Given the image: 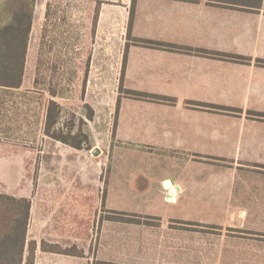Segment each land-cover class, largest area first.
<instances>
[{"label": "crops", "instance_id": "crops-1", "mask_svg": "<svg viewBox=\"0 0 264 264\" xmlns=\"http://www.w3.org/2000/svg\"><path fill=\"white\" fill-rule=\"evenodd\" d=\"M99 1L96 26L107 25L106 39L122 42L121 88L172 100L124 95L120 140L145 156L166 154L173 168L188 159L177 174L133 173L137 187L126 179L119 181L125 188L109 189V200L129 193L162 204L148 213L119 209L159 219L132 233L121 226L118 247L127 252L121 249L120 264H264V119L253 115H264V1L135 0L132 22L133 0ZM190 160L193 172L184 173ZM43 247L72 256L58 244Z\"/></svg>", "mask_w": 264, "mask_h": 264}, {"label": "rangeland", "instance_id": "rangeland-1", "mask_svg": "<svg viewBox=\"0 0 264 264\" xmlns=\"http://www.w3.org/2000/svg\"><path fill=\"white\" fill-rule=\"evenodd\" d=\"M103 3L112 4L109 0ZM96 8V0H36L23 85L15 92L0 89V194L30 200L27 240L37 243L35 264H105V260L120 264L126 250L121 248L120 253L118 247L121 226L132 233L138 226L159 225V219L119 209L148 213L155 204L159 208L162 204L156 198L129 193L122 194L120 202L109 200L116 189L125 188L119 181H130L129 176L138 172L177 174L188 160L182 155L180 168H173L170 164L175 163L166 154L145 156L134 144L120 140L117 105L129 95L120 85L122 42L106 39L107 25L98 29ZM110 10L106 15L112 14ZM117 10L119 15L120 9L115 7ZM110 29L120 32L118 26ZM38 70L42 74L40 91L34 86ZM52 74L51 84L64 96L57 99L64 108L63 122L72 123V116L86 119L89 113L85 106L92 107L94 118L84 127L90 150H76L44 135V116L35 115H42L43 103L51 98L46 89ZM29 91L35 93L31 113L30 99L22 95ZM74 125L77 130V119ZM198 159L200 164L220 161ZM191 161L186 169L195 165ZM190 168L184 173L191 174ZM132 181L135 184L123 183L130 189L139 185L137 179ZM162 211L168 214L167 208ZM42 244H58L72 251V256L45 252ZM128 246L135 250L137 244L130 241Z\"/></svg>", "mask_w": 264, "mask_h": 264}, {"label": "trees", "instance_id": "trees-1", "mask_svg": "<svg viewBox=\"0 0 264 264\" xmlns=\"http://www.w3.org/2000/svg\"><path fill=\"white\" fill-rule=\"evenodd\" d=\"M233 2H258L264 0H223ZM101 1L96 0L95 24H97ZM136 1H132V10L130 22L133 20ZM36 0H1L0 4V89L7 91H18L21 89L26 69V57L32 25L34 20ZM50 7L48 6V9ZM47 18V15H46ZM41 54L39 59H41ZM88 69V68H87ZM87 73L83 82V90L87 84ZM122 74L124 75V69ZM46 91L50 99L43 103V113L35 116H44V135L70 146L76 150H90L89 136L84 127L88 126V121L94 118V111L90 105H86L88 110L87 120L72 116L70 121H64V108L57 99H64V96L58 94L57 89L51 84L54 80V74ZM42 79L40 70L36 72L34 86L37 91L38 84ZM47 80V78H46ZM43 91V89L41 90ZM34 92H36L34 90ZM34 92H26L23 97L30 99L28 107L31 113V98ZM134 98H149L154 101L170 102L171 99L162 96L143 94L139 92L129 93ZM34 100V99H33ZM42 105V103H40ZM117 109L119 110L120 101ZM209 107V106H204ZM220 111H232L224 107H213ZM252 114V113H251ZM257 115L259 119H264L262 114ZM78 120L79 128L74 125ZM62 122L64 124H62ZM86 146V147H85ZM31 214V202L27 198H16L0 194V264H35L36 243L27 240Z\"/></svg>", "mask_w": 264, "mask_h": 264}]
</instances>
